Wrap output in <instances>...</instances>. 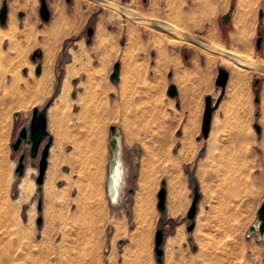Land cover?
<instances>
[{"label": "rangeland", "instance_id": "374dc122", "mask_svg": "<svg viewBox=\"0 0 264 264\" xmlns=\"http://www.w3.org/2000/svg\"><path fill=\"white\" fill-rule=\"evenodd\" d=\"M35 1L36 10L31 14L26 0H8V22L5 27L0 25L2 31H8L12 18L18 23L16 45L9 39L0 45V114L9 106L29 112L31 105L25 101L28 87L35 91L46 88L45 105L60 92L63 80H68V89L52 100L50 108L52 129H59V138L65 141L60 146L65 165L56 166V172L50 168L41 228L36 223L40 193L32 171L19 182L0 184V264H158L154 250L157 193L166 180L170 206L181 205L183 214L192 204V176L197 178L201 194L195 228L189 233L187 227L178 231L170 227L164 264H264V241L259 235L249 236L250 223L258 212L252 206L264 201V73L247 69L238 73L207 49L134 23L91 0H47L48 22L40 15L41 0ZM111 1L128 10L135 6L158 20H178L191 35L210 43L209 30L216 26L220 45L241 50L247 42L257 57L264 58V0ZM55 5L62 8L65 22L58 40L47 37L56 16ZM227 13L232 17L224 24ZM28 26L34 31L31 43L24 36ZM89 27L94 28L90 44ZM49 52L52 60L47 69ZM35 53L41 54L37 62L32 60ZM168 54L176 76L171 79L165 73L156 84L143 83L141 76L147 81L154 67L159 72ZM118 62L122 81L115 84L110 75ZM38 64L42 65L40 78L34 72ZM68 67L73 68L71 74ZM188 68L199 71L198 76H187ZM220 68L230 72L232 102L226 99L217 105L215 131L209 140V148L214 150L201 159L198 148L206 144L201 133L200 140L193 130L184 138L170 136L167 115L180 112L168 97L166 84L173 82L181 90L194 85L200 88L210 81V74L214 87L210 97L215 105L222 92L215 85ZM23 69H30V78L22 74ZM142 83L146 87L138 88ZM205 105L206 99L192 106V119L202 118ZM138 108L150 116L157 108L163 116L160 122L146 119L145 135L139 141L142 156L136 150ZM219 112L224 113V120ZM19 117L15 118L17 126ZM227 125L232 127L225 129ZM255 125L262 128L261 135ZM112 126L125 133V148L133 151L128 156L132 168L136 162L141 166L139 178H130L129 188L136 190L135 195L126 190V202L117 208L110 202L106 184ZM153 148L164 154H154ZM175 148H185L186 153ZM134 214L142 218L138 228ZM186 220L189 224L187 216ZM130 234L138 244L120 246V240ZM190 234L193 245L188 241Z\"/></svg>", "mask_w": 264, "mask_h": 264}, {"label": "crops", "instance_id": "0c3cea01", "mask_svg": "<svg viewBox=\"0 0 264 264\" xmlns=\"http://www.w3.org/2000/svg\"><path fill=\"white\" fill-rule=\"evenodd\" d=\"M179 56L178 54L175 55V57ZM171 55H167L166 56V60L164 64L159 65V72L156 70V68H153V71L150 73V78H147V81H145V75H142L141 78L143 79V83L147 82V83H151V84H156L160 81H162V76L165 75V73L168 74L169 78H174L176 75L174 73L175 70V66L173 65V63L171 61H169V58H171ZM169 61V62H168ZM175 61V60H174ZM34 72L36 77L40 78L43 76V73L41 71V74L38 75L36 73V66L34 68ZM171 69H173V71H171ZM24 70H27L26 74L24 73ZM192 71V72H191ZM182 74L184 73L183 71H181ZM240 73V71L238 72ZM22 74L25 77H31V72L30 69H23ZM179 75H181L180 73H178ZM197 74H199V71L196 72L193 69L188 68L187 70V76L191 75L192 77H196L198 76ZM212 75L209 74V78L210 81L208 83H205L204 85H202V87L198 88L197 86H186L184 87V89H180V87L176 86L173 82H167L166 84V91L168 94V89L171 85H175L177 87L178 90V96L176 98H172L168 95V97H170V99H172V101H175L174 103L177 105L178 107V111L180 112L179 114H171L168 113V128L170 131V136H172L173 134H176L178 137L180 138H184L185 136L191 135L190 134V130H193V135H195L199 140L201 139L199 134H202V125H203V117L204 114H202V118L198 119L196 121V119L194 120V118L192 119V116H190V110L192 108L193 105H195L196 103H200L201 100H205L206 97H210V94L214 91V87H213V82L211 81L212 79ZM216 79V76L215 78ZM122 81V68H121V79H120V83ZM156 81V83H155ZM61 82V78H59V83ZM76 83V82H75ZM139 84L138 88H145L146 85L145 84ZM116 84V83H115ZM216 85V83H215ZM217 87V86H216ZM46 89V88H45ZM45 89H40L35 91L33 88L28 87L26 89L27 92V98H26V103L31 105V109L28 112L27 109L22 110V109H16V107L14 106H9L7 111H3L0 114V184L4 186H8L12 183V181H21L22 179H24L26 177V175H28L29 171L31 172V176L33 179H36L39 171L38 167L34 166L33 167V162L35 161L34 159H31V155L28 154L27 158H26V173L23 177H20L19 175L16 174V168L18 166V160L20 155L23 152V148H25V145L22 144L20 151L15 152L12 148V142L14 140H16L17 136L20 134L21 130L23 129V127L28 126L31 122L32 116H33V111L35 108H41L42 106H45L47 104H49V108L47 111V130L50 133V136L53 140V144L50 150V156H49V167H48V171H47V175H46V180H45V184L46 181L48 179V174L50 171V168L53 167L54 172H56V166H64L65 162H64V158L62 155V152L60 151V146L65 144V141L59 138V129L54 130V128L52 129V122L50 119V108H51V104L54 102L52 100L57 99V96L59 93H57L52 99L50 100L48 103H46L45 105H43V103L46 100V97L48 95L47 91ZM145 90V89H143ZM194 91V92H191ZM230 79L226 88V92L221 100V103L223 101H225L226 99H228L229 101L232 102V98H230ZM75 94L73 93V96ZM144 95V94H143ZM141 94L138 95V97H140ZM138 104L140 103V100H137ZM171 103V101H170ZM149 112H145V111H141L139 108L137 110V114H136V121H137V127H136V134L138 137L137 140V152L140 156H142L144 154V148H141L140 146V137H144L145 135V121L147 118H149L150 120H153V122H160L162 119V114L160 113V109L158 110L153 109L152 112V116H150V114H148ZM224 113L223 112H219L218 117L222 120H224ZM17 116H20L19 118H21V124L20 125H16V119ZM216 118V111H214L213 113V117H212V123H211V129H210V134L208 138H204L203 134V141L206 143L205 146H203L202 148H198L199 151V156L201 159H203L207 154H209L211 151H213V148H209V140L212 136V133L214 130L213 126H214V120ZM232 127V126H230ZM229 125H227L225 127V129L230 128ZM74 128V126H73ZM185 131L186 134H185ZM120 132V129H119ZM121 137L123 140V144H124V149L127 155V161L130 165V176L128 178L129 180V186L126 188V190H128L129 192L133 191V195H135L136 190L133 188H129L130 187V178L133 179H138L140 176V171H141V166H140V162H136V164L134 165V169L132 168V165L129 162L128 156L131 155V153L133 152L131 149H127L126 144H125V140H124V136L125 133H121ZM47 143V140L44 141L41 146H40V151L38 154V157L36 159V161L38 162V160L41 157V152L45 146V144ZM75 144V138L73 140V145ZM179 147H181V144H178ZM178 150H183L182 153H186L185 152V148H175ZM197 151V152H198ZM152 152L154 154H164L163 150H159L157 148H153ZM200 153H202L200 155ZM112 154V151H111ZM112 159V156L110 158V160ZM110 160L107 166V176H106V184L108 181V177H109V164H110ZM35 161V162H36ZM135 171V172H134ZM134 172V173H133ZM166 181V180H163ZM45 184L43 186V191H44V187ZM166 189H167V197H166V214L164 219H162V214L158 209V197H157V202H156V206L159 212V216H158V225L161 222H165V229H166V236L168 235V231L170 229V227H175L176 231H178L179 228H185L188 226V222L186 220V216L189 210V207L187 208L188 210L185 211V213L181 214L180 210H181V205L180 206H175L172 207L170 206V202H169V192H168V182L166 181ZM159 192V191H158ZM158 194V193H157ZM263 200L257 204V201L254 202V205L252 206V209L255 210L256 212L258 211V209L260 208L261 204H262ZM134 222L139 224V222L142 220V218H139L136 214H134ZM146 221V219L144 220ZM253 222L250 223V226L252 225ZM157 227L155 230V234L157 231ZM137 228H135L134 230H137ZM142 232V231H141ZM193 235V234H192ZM192 235H188V241H189V237H192ZM168 237V236H167ZM123 241V245L120 246H130L131 248L135 247L138 244L137 239L135 238V236H132V234H130V237H125L123 239L120 240V242ZM165 241H166V237H165ZM190 242V241H189ZM191 243V242H190ZM193 245V243H191ZM166 249V243H164V251ZM165 256V255H164Z\"/></svg>", "mask_w": 264, "mask_h": 264}, {"label": "water", "instance_id": "95a60500", "mask_svg": "<svg viewBox=\"0 0 264 264\" xmlns=\"http://www.w3.org/2000/svg\"><path fill=\"white\" fill-rule=\"evenodd\" d=\"M93 2H96L97 4L101 5L102 7L110 8L130 21L138 24H143V25H148L154 28H157L159 30L174 34L175 36L185 39L189 42H192L196 46H199L201 48L207 49L211 52H214L216 54L223 55L225 57H228L234 61L241 62L245 66L258 70L260 72L264 73V64H261L256 61H250L244 58H241L239 56H236L234 54L222 51L218 49L217 47L213 46L210 42L198 38L194 35H191L189 33H186L184 31H181L177 28L172 27L171 25L163 22L162 20L158 19H148L144 18L133 11L128 10L127 8H124L122 5H119L111 0H91ZM69 3H72V0H68ZM9 5H8V0H4L2 3V6L0 8V25L5 27L8 22V17H9ZM40 15L42 19L46 22L50 21L51 19V11L48 7L47 0H41V6H40ZM19 17L23 18L24 13L21 12L19 13ZM232 15L231 13H227L223 16V23L227 24ZM88 35V40L87 42L90 44L93 39L94 35V28L89 27L87 31ZM124 43V42H123ZM263 43V37L260 36L257 39V48H261ZM41 54L35 53L32 56V60L34 62H37L38 58H41ZM69 60V57L67 58ZM36 73L38 75L41 74L42 71V65L38 64L36 67ZM27 70H24V73H26ZM110 79L112 82L119 84L120 79H121V64L115 63L113 72L110 75ZM230 79V72L225 69V68H220L219 73L217 76L216 80V85L222 89L221 95L218 98L216 104H213V100L211 97L206 98V105H205V111H204V117H203V125H202V134L204 138H208L210 134V129H211V123H212V117L213 113L217 108V105L220 103L222 100L226 88L228 85ZM59 82V81H58ZM168 95L172 98H176L178 96V90L175 85H171L168 89ZM49 108V104L41 107V108H35L34 113L31 119V122L28 126L23 127L21 130L20 134L17 136L16 140L12 142V148L15 152L20 151L22 144L25 145V148H23V152L19 157L18 160V166L16 170V174L19 175L20 177H23L26 173V158L28 154H30L31 159H34L36 161L39 151H40V146L41 144L47 140V143L45 144L42 152H41V157L38 160V162L34 161L33 162V167L36 166L38 167L39 174L37 178L35 179L36 184L38 185V192L40 193L39 199H38V212L39 216L36 220L37 226L41 228L44 224V217H43V186L45 184L46 180V175L49 167V156H50V150L53 144V140L50 136V133L47 130V111ZM258 135H261L262 128L259 125L254 126ZM112 137L110 139V149L113 152V157L110 160L109 164V174H111L114 166L117 163V160L114 158L115 156H118V148H119V143L117 140V135H120L119 129L115 126H112L110 128ZM202 153H200L201 155ZM191 182H194L195 185L193 187V198H192V204L188 210L187 213V219L189 221V224L187 226V230L189 233H191L194 228H195V221H196V216L198 213V202L201 198V194L199 191V186L197 185L198 180L195 176H192L190 178ZM158 197V209L162 214V219H164L165 214H166V197H167V189H166V181H162L161 183V188L157 194ZM129 203H127V206ZM250 233H256L259 234L263 240H264V201L262 202L260 208L258 209L257 212V219L255 222L252 224V226L249 228ZM165 237H166V229H165V222H161L158 227L157 231L155 234V254H156V260L158 264H164V243H165ZM189 241L193 243V238L189 237ZM123 241L119 242V245H123ZM193 249H196V246H193Z\"/></svg>", "mask_w": 264, "mask_h": 264}, {"label": "bare ground", "instance_id": "6f19581e", "mask_svg": "<svg viewBox=\"0 0 264 264\" xmlns=\"http://www.w3.org/2000/svg\"><path fill=\"white\" fill-rule=\"evenodd\" d=\"M133 1H134L135 4L138 2V0H133ZM174 2H179V3L183 4V0H170L169 1L170 4L174 3ZM26 3H27L28 8L30 9V13L33 14L35 12V10H36V6H35L36 5V1L35 0H26ZM173 7H176V6H173ZM12 8L15 10L17 8V5H12ZM129 10L133 11L136 14L138 13V15L140 14V16L142 15V17H144V18L155 19V18H152L149 15L143 14L135 6L134 7H130ZM55 12H56V16L54 17V20H53V23H52V27L49 29V30H51V33H50V35L48 34L47 37L48 38H53L55 40H58V39H60L62 37L61 35L64 32L65 22H64L63 10L60 7V5H55ZM119 15H121V14H119ZM163 22H165V23L171 25L172 27L177 28V29H179L181 31L189 33V31L187 30L186 25H183L178 20L168 19V21H163ZM26 23L29 24L28 21ZM17 24H18L17 21L12 18L10 20V23H8V27H9L8 31H2L0 29V45L6 39H9L10 43H13V44L15 43L16 34L18 32V25ZM209 34H210L211 44L213 46L217 47L218 49H220L222 51H225V52H228V53H231V54H234L236 56H239L241 58H244V59H247V60H250V61H257V62H260V63L264 64V58L257 57L256 54L250 49V47L247 44V42H243V46L244 47L241 50L234 49V48L228 49V48H226L223 45H220L218 43L219 31H218V28L216 26H212L211 27V29L209 30ZM24 36L26 37V41L28 43H31V41H33L32 39H34V31H33V29L28 26V28L26 30H24ZM170 36L175 38L179 42H185V43L192 44V43L186 41L185 39L179 38L177 36L176 37L173 36V35H170ZM44 38H46V37H44ZM14 45H16V44H14ZM208 52H210V51H208ZM213 54L217 55L220 58V60L222 61V63L233 67L234 70L237 71V72L243 71L245 69L252 70V71H257L255 69H252V68H249V67L245 66L241 62L234 61V60H232V59H230L228 57H225L223 55L216 54L214 52H213ZM51 60H52V54H51V52H49L48 56L46 57V62H47V65H48L47 69H50L49 63H50ZM67 70H69L68 73L71 74L72 73L71 70H73V68L72 67H68ZM68 87H69L68 80H65V81L63 80L62 87H61V90H60L57 98H60L62 93H64L68 89ZM116 137H117V140H118V143H119V148L117 150L118 156H115L114 158L117 160V163L114 166L111 174H109L108 181H107V193H108V196H109V199H110V202H111L112 206L115 207V208L120 207L123 202H126L124 200H125V197H126V187L128 186V183H129L128 182V178H129V174H130V165L126 161V154L124 153V144H123V140H122L121 134L117 135ZM113 156L114 155H113V152H112V157ZM255 235H259V234H255ZM262 240H263V238H262Z\"/></svg>", "mask_w": 264, "mask_h": 264}, {"label": "built area", "instance_id": "2783aa9c", "mask_svg": "<svg viewBox=\"0 0 264 264\" xmlns=\"http://www.w3.org/2000/svg\"><path fill=\"white\" fill-rule=\"evenodd\" d=\"M254 234H256V233H250V232H249V236H252V235H254Z\"/></svg>", "mask_w": 264, "mask_h": 264}]
</instances>
